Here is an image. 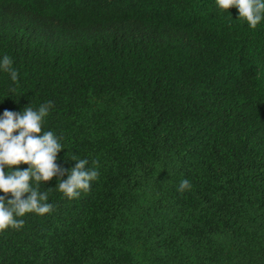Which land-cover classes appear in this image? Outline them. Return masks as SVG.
I'll return each instance as SVG.
<instances>
[{
	"label": "trees",
	"instance_id": "16d2710c",
	"mask_svg": "<svg viewBox=\"0 0 264 264\" xmlns=\"http://www.w3.org/2000/svg\"><path fill=\"white\" fill-rule=\"evenodd\" d=\"M90 1L38 31L48 9L28 0L27 28L0 27L18 72L0 68V116L53 102L63 179L73 155L99 173L74 199L41 183L52 212L0 232V264H264V19L216 0H124V16Z\"/></svg>",
	"mask_w": 264,
	"mask_h": 264
},
{
	"label": "clouds",
	"instance_id": "9594fccd",
	"mask_svg": "<svg viewBox=\"0 0 264 264\" xmlns=\"http://www.w3.org/2000/svg\"><path fill=\"white\" fill-rule=\"evenodd\" d=\"M85 1L87 9L91 1ZM45 3L48 15L32 23L38 31L45 28L54 16L71 14L75 9V0H45ZM216 4L223 10L237 8L239 17L246 20L252 29L264 19V0H216ZM126 11V3L122 0L121 15L124 16ZM156 16L157 22L162 20L168 27L166 19L159 16L158 12ZM20 23H23L25 28L30 23L28 0H0V27L6 37ZM12 65L13 60L7 55L0 61V68L16 81L18 72ZM52 107L53 102L49 101L41 104L38 109L28 106L22 113L5 110L0 116V192L5 194L0 196V232L9 228H22L24 221L17 219L18 217L29 213L43 216L52 212L53 205L48 202V192L40 191L41 183L59 177L56 189L67 198L74 199L78 198L81 192L89 191L91 182L98 179V171L86 167L89 160L77 159L76 155L71 157L76 161L75 166L68 172V178L63 179L67 170L57 163L58 154L64 149L63 145L52 131H45L43 128L45 118ZM21 163L29 165V168L12 171L13 166ZM190 189V181L181 180L178 191L183 193ZM9 193L13 198L6 199ZM25 194H28L26 198Z\"/></svg>",
	"mask_w": 264,
	"mask_h": 264
}]
</instances>
